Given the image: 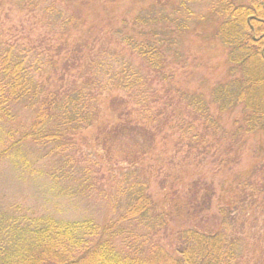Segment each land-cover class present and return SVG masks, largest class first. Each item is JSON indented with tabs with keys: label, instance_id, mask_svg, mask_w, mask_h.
I'll return each instance as SVG.
<instances>
[{
	"label": "trees",
	"instance_id": "obj_1",
	"mask_svg": "<svg viewBox=\"0 0 264 264\" xmlns=\"http://www.w3.org/2000/svg\"><path fill=\"white\" fill-rule=\"evenodd\" d=\"M216 1V35L238 77L212 94L235 97L247 111L242 125L264 133V0ZM66 11L57 10L56 37L31 41L23 31L14 37L0 31V168L36 169L37 153L32 159L25 151L31 143L52 161L48 176L60 193L102 192L113 215L100 222L0 209V264H244V247L229 230L248 207L264 215V167L242 180L237 204L219 210L221 222L205 224L211 187L199 179L188 195L166 194L156 210L145 183L123 175L105 193L97 187L101 173L81 165L73 138L96 120L97 97L112 91L109 108L117 122L99 140L110 165H136L174 129L177 150L196 166L229 169L239 148L221 135L201 95L171 85L161 46L118 37L115 48H107L98 36L73 38L71 31L84 21Z\"/></svg>",
	"mask_w": 264,
	"mask_h": 264
},
{
	"label": "rangeland",
	"instance_id": "obj_2",
	"mask_svg": "<svg viewBox=\"0 0 264 264\" xmlns=\"http://www.w3.org/2000/svg\"><path fill=\"white\" fill-rule=\"evenodd\" d=\"M59 9L71 10L83 18L84 22L71 31L73 38L84 33L91 38L98 36L99 44L104 42L107 48H115L113 44L118 37L161 46L166 55L165 73L169 75L171 85L189 94L201 95L221 135L236 141L239 148L238 162L229 169L215 170L207 163L196 166L190 159L183 158L182 150H177L178 134L174 129L167 140L152 144L136 165H110L103 156L99 140L117 122L115 112L109 108V101L116 92H105L97 97L100 111L96 120L73 138L83 161L81 165L101 173L97 187L107 193L115 189L116 179L130 174L131 181L145 183L154 207L161 210L166 194H187L190 183L199 179L211 187L209 209L204 213L205 224L221 222L219 210L237 204V188L241 187L242 180L255 166L264 167V133L248 132L242 125L247 111L235 97L230 99L228 93L212 94L219 85L238 77L237 68L229 61L227 47L216 35L221 23L217 1L0 0V31L11 37L18 34L17 30L23 31L31 41L39 37H56L61 33L56 26ZM16 39L20 43L22 40L23 44L26 42L20 37ZM20 113L23 121L25 114ZM38 148L31 143L25 145V151L32 159L37 153V160L32 162L36 169H26V165L22 169L15 168L8 163L1 166V210L18 207L67 219L93 216L100 222L113 215L102 192L94 190L91 196L89 193L77 194L75 189L60 193L48 176L53 168L52 161L43 157ZM38 168L41 171L34 172ZM239 218L229 231L237 232L240 238L244 264H264V215L257 208L248 207Z\"/></svg>",
	"mask_w": 264,
	"mask_h": 264
}]
</instances>
